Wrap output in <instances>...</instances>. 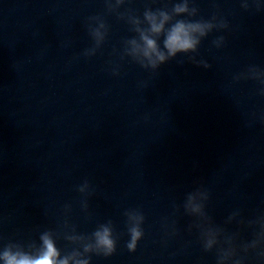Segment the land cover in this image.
<instances>
[{
    "label": "clouds",
    "instance_id": "obj_1",
    "mask_svg": "<svg viewBox=\"0 0 264 264\" xmlns=\"http://www.w3.org/2000/svg\"><path fill=\"white\" fill-rule=\"evenodd\" d=\"M259 7V5H257ZM186 3H175L173 12L176 14L187 12ZM161 17L157 21V16L154 14H146V19L150 27L140 32V39L143 41L142 52L153 68L158 64L166 62L169 58H174L178 53H187L196 51L197 46L201 43L202 37H206L211 31L213 25L206 21H190L185 19H177L169 27H165L166 23L171 21L173 17L166 11H160ZM151 33V35L146 34ZM199 34L194 35V34ZM163 37V49L157 43V38ZM220 37L213 41L215 46H219L218 41H223ZM136 44V41H132ZM166 50V51H165ZM205 68H210L211 65L205 63ZM264 94V91H261ZM192 197L189 196V200ZM198 210V209H194ZM130 241L126 247L130 252H134L137 247V242L143 236V231L139 227H131L128 229ZM96 239V245L102 250L103 256H111L116 250V241L112 237L111 229L108 226L101 225L100 229L93 232ZM39 246L35 242L29 243L27 249L21 244H8L0 250V261L3 264H69V260L78 255L71 253L61 258V251L57 247L56 242L52 238L50 232H42L39 236ZM214 241L208 240L205 246V251L211 249ZM253 246L255 241L252 242ZM85 252L91 250L90 246L85 247ZM257 255L264 259V251H258ZM75 264H90V258L76 260ZM217 264H220L217 260ZM235 264H244V257L235 261Z\"/></svg>",
    "mask_w": 264,
    "mask_h": 264
}]
</instances>
